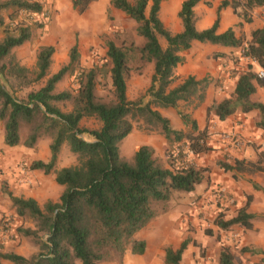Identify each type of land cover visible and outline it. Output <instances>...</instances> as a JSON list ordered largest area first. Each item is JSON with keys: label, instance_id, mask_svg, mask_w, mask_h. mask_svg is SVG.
Masks as SVG:
<instances>
[{"label": "trees", "instance_id": "obj_1", "mask_svg": "<svg viewBox=\"0 0 264 264\" xmlns=\"http://www.w3.org/2000/svg\"><path fill=\"white\" fill-rule=\"evenodd\" d=\"M93 0H73V8L84 13ZM200 0H183L178 12L182 31L177 34L166 29L159 18L162 0H111L110 5L129 16L137 24V34L145 40L142 48L117 46L107 40V64L86 69L80 67L79 50L74 44L68 53V63L49 76L53 46H41L36 53L34 70L20 64L12 57V50L31 39L36 25L17 21L20 13H42V4L33 0H0V121L3 125L4 144L33 149L45 136L50 138V160L34 161L30 170L54 174L55 182L64 188L57 202L39 205L34 199L16 197L1 182L4 193L18 217H28L35 227L17 229L18 234L32 238L39 252L29 258L13 252H0V259L12 264H101L113 259L121 261L127 251L142 255L146 243L135 238L158 216L168 211L174 194L193 195L198 185L206 180L207 168L198 167L188 156H199L212 150L207 133L200 130L191 111L205 100L212 85L209 76L197 80L194 76L180 79L175 68L182 63L180 53L191 48L193 42L238 48L241 56L253 61L264 71V26L251 32L250 39L241 40L229 28L218 32L220 12L230 7L233 13L249 22V11L263 7L264 0H222L214 23L202 31L196 28L195 7ZM7 17V21H5ZM165 41V48L159 42ZM137 52L139 58L153 65L150 86L138 99L127 96L129 61ZM225 57L222 53L214 57ZM78 71V88L75 92H55L56 85L68 74ZM234 81L230 97L213 103L207 112L224 121L237 112H259L257 127L264 129V104L252 101L257 87L264 88L253 65L242 66ZM109 78L113 100L102 102L96 95L99 81ZM44 85L19 99L17 94L35 84ZM186 103V112H178L189 132L176 130L159 109H176ZM58 104H70L63 111ZM40 107L44 108V111ZM86 119L98 122L97 129L81 126ZM30 126L24 141L20 139V125ZM141 123L149 132H159L169 146L180 144L177 155L168 153L170 165L162 166L153 156V149L141 146L131 162L119 155V143ZM81 136V137H80ZM86 136L90 141H86ZM67 143L76 157V164L56 168L63 144ZM264 146L256 148L257 160L234 159L219 162L224 171L264 173ZM185 149V150H184ZM256 190H264L255 186ZM252 196L228 220H218L217 225L227 230L232 226L251 229L253 215L248 213ZM209 235L211 234L210 232ZM194 241L183 240L178 248L167 247L163 264H182L183 254ZM264 254V253H263ZM218 264H235L234 256L224 247Z\"/></svg>", "mask_w": 264, "mask_h": 264}, {"label": "rangeland", "instance_id": "obj_2", "mask_svg": "<svg viewBox=\"0 0 264 264\" xmlns=\"http://www.w3.org/2000/svg\"><path fill=\"white\" fill-rule=\"evenodd\" d=\"M33 1L42 4V13L29 14L22 12L19 14L17 21H24L32 25L42 22L44 25L42 28H34L31 39L22 46L14 48L11 52L16 61H19L21 65L30 70H34L36 53L41 46H53L55 49L49 72L50 76L68 63V48L75 41L78 43L80 67L86 69L107 64V40L114 41L119 47L129 48L134 46L137 49L142 48L145 43V40L137 34V24L123 12L114 9L110 5L111 0H93L91 6L81 14L73 10L69 0H64V2H67V6L59 3L61 0ZM129 1L132 2L133 0ZM180 2V0H162L159 18L169 31L170 28L174 29L175 15L173 16V12L176 7L180 6ZM170 15L173 16L171 19H169ZM4 19L7 21L8 18L5 17ZM3 36L0 27V40ZM240 39L246 40L244 36ZM159 42L165 48V41L160 37ZM210 46L212 45H196V51L202 53L206 57V61L216 62V57H214L216 52H212ZM227 56L234 59L232 54ZM247 65L249 64L245 63L244 66ZM129 68L127 96L129 100L134 101L143 95L150 86L153 65L141 60L139 54L135 52L133 57L130 58ZM253 69L257 74L261 70L257 65L253 66ZM227 70L225 71V77L208 75L213 82L211 85L213 88L212 104L230 97L233 92L238 70ZM227 72L230 74L227 75ZM45 80L30 88L23 89L17 94L18 98L23 99L29 92L38 90L44 85ZM77 88L78 71L76 69L74 73L66 75L56 85L55 92L58 93L64 90L75 92ZM96 95L102 102L109 103L113 100L109 78H102L99 81ZM262 97L263 93H259L254 98L258 100ZM58 106L63 111L71 109L70 104H58ZM40 108L44 111L43 107ZM187 108L189 107L186 103H180L178 108L174 110L178 114L179 111L186 112ZM253 119H255V123L259 122L260 115H256ZM0 124H2L1 121ZM81 126L97 129L99 124L94 119H86L81 122ZM172 127L175 128L173 125ZM229 128L221 126V123L216 121L212 110L206 113L205 127L202 131H206L208 144L212 150L199 156H188V160H191L196 166L207 168L206 180L196 187L193 195L187 193L174 194L169 202L168 211L136 233L135 238L146 243L144 254L133 255L130 251H127L126 260L124 255L121 261L113 259L101 264H163L165 249L167 247L176 249L185 239L193 240L194 245L190 244L183 254L182 264H218L220 252L224 247L228 248L233 254L235 264H264V216H257L251 229L232 226L227 230H223L217 225L219 219L228 221L236 215L237 210L245 205L249 192L261 193L264 196L261 190L258 191L255 187H252L250 177L253 173L224 171L219 166V162L231 164L236 158L244 159L241 158L240 153L246 146H250L256 153L257 147L264 146V144L257 145L255 141H249L241 133H238V135L243 145L236 146L233 141H229V138H227L229 134L234 132L233 129ZM29 129L28 124L21 123V141L26 139ZM182 131L189 132V128L184 126ZM260 133V138L264 141V131ZM82 138L90 141L86 136H82ZM39 142L50 143V138L45 136ZM179 145L169 146L162 134L154 131L149 132L141 123H135L132 132L119 143L118 148L120 157L131 162L135 152L141 146H149L153 149L154 158L162 166L168 168L170 162L173 161L168 157V153L174 156L177 155ZM23 148H14V150L16 149L15 151L19 153ZM74 164H76V157L70 151L68 144L65 143L61 147L56 168L70 167ZM60 188L63 193L64 188L61 186L59 190ZM60 196L56 201L59 200ZM5 197L7 196L2 193V198ZM257 204L260 207L262 201L259 200ZM8 211L10 214L7 217L3 215L0 224H18L15 226V230L19 227L32 229L35 227V222L32 219L18 217L12 206ZM207 232L211 234L209 235ZM15 236V232L13 235L9 234V239L15 241ZM18 238V244L23 245L27 258L39 252V246L32 238L20 234H18ZM1 248L2 245H0ZM77 264L81 263L78 261Z\"/></svg>", "mask_w": 264, "mask_h": 264}, {"label": "crops", "instance_id": "obj_3", "mask_svg": "<svg viewBox=\"0 0 264 264\" xmlns=\"http://www.w3.org/2000/svg\"><path fill=\"white\" fill-rule=\"evenodd\" d=\"M63 1V2H62ZM70 4L73 8V0H69ZM180 6L183 0H180ZM222 0H200L198 5L195 7L194 12L196 15V28L199 31L209 28L214 21L216 20L217 16V9L220 6ZM63 6H67V2L61 0ZM92 3V2H91ZM89 4L88 8L91 6ZM180 6L176 7L173 12V16L175 15L174 22V29L170 28V31L173 34L180 33L182 31L181 22L178 18V12L180 10ZM73 10H75L73 8ZM170 15L169 19L173 17ZM249 22H245L241 17H238L233 13V10L230 7L223 9L220 12V21L218 32L223 33L227 29H233L235 36L240 39L243 36L245 39H250V34L252 31L261 28L264 26V6L253 8L249 11ZM78 43L75 41L72 45L69 46L68 50L74 45ZM52 45V44H51ZM196 45H203L202 43L193 42L192 46L189 50L183 51L180 53L183 61L175 68V76H177L180 80L179 82L188 77L194 76L197 80L203 79L205 76L207 77L209 74L211 76H221L225 77V71L227 69H236L238 72L242 71V66L245 63L251 64L256 66V64L243 58L241 56L242 51L238 48H228V47H221V46H210L212 52L222 53L224 55H230L234 57L232 58H225L219 57L216 59V62H208L206 61V57L196 51ZM198 47V46H197ZM236 62V63H235ZM239 66V67H238ZM208 67V68H207ZM260 71V70H259ZM208 73V74H207ZM230 73L227 72V75ZM239 74V73H238ZM237 78L235 77V80ZM234 89V86H233ZM262 90V91H261ZM259 93H263V97L261 99L256 100L254 97ZM212 95H213V88L209 87L206 92V97L204 102L200 107L191 111L192 117L196 120L198 127L202 130L205 127V118H206V111L212 104ZM222 96V94H221ZM252 101L254 102H261L264 104V88L257 87L256 93L251 97ZM159 112L170 120L171 124L175 127L176 130H184V125L175 111L172 108L169 109H159ZM259 115V112L252 111L249 113H240L237 112L234 115L230 116L224 121H220L216 118V121L221 123V126L230 127L229 129H233L234 132H238L244 134L249 141H255L257 145H263L264 141L260 138V132L264 131L257 127L255 123L256 117ZM259 117V116H258ZM257 122V120H256ZM238 124V125H237ZM243 128V130H242ZM224 131V130H222ZM17 147H8L4 144V131L3 125L0 124V180L5 182L7 185V190L11 192L16 197H22L25 199H34L40 206L43 205L47 201L57 202L56 200L61 195V188L59 190V186L55 182V175L54 174H44L39 170H30V165L34 161H42L48 162L50 160L51 154L49 150V143H40L38 142L35 148L27 149L23 148L20 152H16L14 148ZM241 158L247 159L249 161H256L257 160V153L250 147L246 146V148L240 153ZM252 180V187L257 186L264 190V173H253L250 177ZM0 181V182H1ZM0 223L3 215L6 217L10 214L8 211L11 207V202L8 197L2 198V193L4 190L0 187ZM249 195L252 196L253 201L248 209V213L253 215L251 220L252 225L255 223L254 219L262 215L264 216V196L257 192H249ZM261 200L262 204L258 207V201ZM18 224H0L5 229L4 232L0 234V245L2 248L0 252H13L23 257H28L25 255L24 247L19 243L18 232L17 229L15 230V226ZM16 233V240H10L9 234ZM24 244V243H23ZM128 254L125 253V260ZM128 259V258H127ZM0 264H12L9 261L0 259ZM77 264V263H76Z\"/></svg>", "mask_w": 264, "mask_h": 264}, {"label": "built area", "instance_id": "obj_4", "mask_svg": "<svg viewBox=\"0 0 264 264\" xmlns=\"http://www.w3.org/2000/svg\"><path fill=\"white\" fill-rule=\"evenodd\" d=\"M257 76L259 79H264V71L263 70L258 71ZM227 138H229V141H233L236 144V146H242L243 145V142L241 141V138L238 135V132H233V133L229 134V136H227ZM4 231H5V229H3V227L1 226L0 234H1V232H4Z\"/></svg>", "mask_w": 264, "mask_h": 264}]
</instances>
